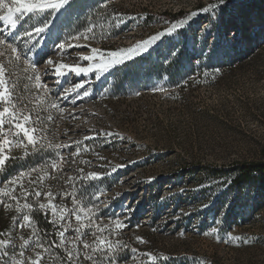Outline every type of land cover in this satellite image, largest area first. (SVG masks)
<instances>
[{"label":"rangeland","instance_id":"374dc122","mask_svg":"<svg viewBox=\"0 0 264 264\" xmlns=\"http://www.w3.org/2000/svg\"><path fill=\"white\" fill-rule=\"evenodd\" d=\"M218 3L68 0L59 10L20 18L16 29L0 21V40L18 49L0 56L11 92L0 111L30 115L26 126L35 128L32 144L9 130V115L0 131L6 157L0 210L20 215L9 239H0L10 242L0 246V254L9 253L6 264H29L38 254V264H92L85 254L97 264H108V257L117 264H264V180L254 176L233 187L227 171L264 161V16L258 18L264 0H225L218 11H201ZM179 11L176 21L163 16ZM44 23L47 30L37 36L34 29ZM181 23L146 51L125 52ZM62 64L57 82L50 70ZM75 67L93 70L76 74ZM13 178L32 180L43 193L39 204L46 207L39 209L65 233L60 256H50L39 238L34 208L17 206L22 196ZM10 203L15 206H5ZM81 207L92 211L80 212L77 221L73 209ZM23 215L32 227H17ZM90 218L112 227L105 233L113 234V243L106 238L99 245L103 230L84 224ZM117 222L125 227L116 228ZM121 237L135 242L133 252L121 250ZM84 243L98 246L96 252Z\"/></svg>","mask_w":264,"mask_h":264},{"label":"snow or ice","instance_id":"6c2138e0","mask_svg":"<svg viewBox=\"0 0 264 264\" xmlns=\"http://www.w3.org/2000/svg\"><path fill=\"white\" fill-rule=\"evenodd\" d=\"M68 2V0H11V4H6L5 0H0V9H4L6 10L5 14H0V21H2L4 24H8L10 25V27L12 29H16L17 27V23L20 20V18L25 17V16H35L36 14H42L46 11L52 10V11H56L59 10L60 8H62L66 3ZM225 3V0H219V3L216 5H210L209 7H205L202 8L201 11L202 12H208L210 9L211 10H216L218 11L219 7ZM198 13H193V15H197ZM14 15H15V19H14ZM182 26L181 24H176L173 25L172 28L168 29L167 33H160L158 35L152 36L150 39L145 40L142 44L137 45L135 48L132 49H127L125 50V52L127 53V55L129 57L133 56L134 54H139L143 51H146L150 46H152L153 44H155V42H157L158 40L161 39L162 36L166 35V34H171L175 29L179 28ZM48 24L44 23L38 27H36L34 29V33L38 36L41 33L45 32L47 30ZM89 32L94 31V27L90 26L88 29ZM26 36H28L29 38L32 35V32H26L25 33ZM81 38L80 36L77 35H73L72 39H79ZM38 42V41H37ZM0 45H6V52H2L0 53V56H3L5 54H7V50H10L11 53H17L18 49L17 47H14L12 45H10L7 40H0ZM59 49H64L65 44L61 43L59 44ZM74 47H78L74 46ZM94 56L96 54V51L93 50ZM64 52H61V55H64ZM110 55L112 57H118L121 54L118 52H112L110 53ZM93 57H84V59H93ZM19 57H17L18 59ZM49 64L53 63L51 60L47 61ZM121 61L119 59H116L113 61V63H120ZM66 67V65H61L60 68H53L50 71L52 72V75L56 78V81L59 82L60 79H62V77L60 76V69ZM95 67V66H94ZM101 70H106L108 65L101 63L98 66ZM73 72H75L76 74H81V73H88L90 71H92V68H80V67H75L71 69ZM4 66L0 65V104H8L11 102L10 100V96H11V92L9 90L8 85L6 84L5 80H4ZM36 81H37V85L41 86V81H40V77L37 76L36 77ZM44 87H47V83L45 82L43 84ZM86 94V93H85ZM6 115H9V120L11 122L10 124V128L9 130H11L12 127H14L15 129L19 130V133L23 134V137H25L27 139V142L29 144L33 143V135L31 134L32 132H35V128L33 127L32 129H29L26 126V122L29 120L30 115H24L23 113H19L17 114L15 111H13L11 114H9V108L8 107H4L2 111H0V131L3 130V126H4V117ZM19 115V119H17V116ZM24 121L25 123H21L20 121ZM107 135V134H105ZM9 142L7 140L3 141V144H8ZM57 148L60 147V145H56ZM79 151V149H78ZM3 153V146L2 144H0V166H2L5 162L6 157L2 156ZM19 177H23L24 173L21 172L18 174ZM11 183H13L14 185L17 183V179L13 178L11 180ZM22 189L21 191V195L24 197L25 199V204L24 207L28 208L31 207L30 204L27 203V198L29 195H35L37 197H39L41 195V193L38 190H35L33 192H29L26 189H23V185L20 184L19 185ZM7 195V193H6ZM65 195H68L67 193ZM47 197L49 200L53 199V194L51 192H49L47 194ZM98 197V194H97ZM13 200H18L19 197H12ZM6 203V202H5ZM207 205H204V207H206ZM46 206L44 204H40V208H45ZM47 207L51 208L52 214L55 215L56 214V207L52 206L51 204H49ZM92 211L91 208H88L87 210H85L83 207L79 208V209H73V212L75 213V218L77 221L81 220V216H80V212H85V215H87L88 213H90ZM22 223H20L19 225H17V227H32L31 224V218L28 215H23L22 216ZM60 219L63 220L64 219V214L62 213L60 215ZM109 219H115L117 221H119V217H109ZM49 223H54V221L49 220ZM91 223V221H90ZM82 227V225H81ZM123 227H125V225L117 222L116 223V228L118 229H122ZM215 231V229H213ZM75 232L77 234V239L82 238L83 233L80 231V227H77L75 229ZM0 235H3V233H0ZM60 237H64L65 233L63 231H61L59 233ZM143 242V241H141ZM10 242L6 241V240H0V246H4V245H8ZM29 243L28 240H24L23 244L27 245ZM60 243H63V240L60 241ZM106 243V238H101L99 239V245H104ZM40 247H43V245H37ZM83 247L85 249H88L90 247H92L94 250L96 247L98 246H92L89 245L87 243L83 244ZM9 255V253L7 252V250H4L2 252V254H0V264H6V261L4 260V257H7ZM20 256H24V250H23V246L21 247V250L19 252ZM68 258L69 261L73 260V256L72 253L69 252L68 253ZM79 257L77 256L76 259H78ZM85 258L88 260L92 261V264H97V261L93 258V256L91 255H87L85 254ZM39 259H42V256L40 254L37 255V260H32L31 257L28 258L29 260V264H38ZM108 264H117L116 261H113V259L111 257H108Z\"/></svg>","mask_w":264,"mask_h":264},{"label":"trees","instance_id":"16d2710c","mask_svg":"<svg viewBox=\"0 0 264 264\" xmlns=\"http://www.w3.org/2000/svg\"><path fill=\"white\" fill-rule=\"evenodd\" d=\"M261 14H259L258 18L262 20V16H264L263 10H261ZM183 12H179L176 14H170V13H163V16L168 20V21H176L178 19L182 18ZM262 15V16H260ZM153 18L152 15H149L146 17V20H151ZM264 18V17H263ZM242 21H246V18H242ZM220 169H215V171H218ZM229 176L231 177V185L233 187L238 186L242 182H250L251 179L255 176L256 178L260 180H264V161L260 163H255V164H237L229 167L227 169ZM20 184L23 185V189L28 190L29 192L35 191V186L33 184V181L27 182V184H24L23 182L20 181V179H17V183L13 186H19ZM20 190L22 191L21 187L19 186ZM41 193V192H40ZM22 196V195H21ZM43 193L39 197L35 195H29L27 198V203L31 205V207L28 208H34L33 210V222L35 224V227L38 230L39 238L42 239L43 244H45L46 249L52 251V257L54 256H60V249H59V243H60V235L57 231H55V228L57 226V222L55 219H52L48 211L39 209V201L42 199ZM66 195H64L63 200H62V205L63 208H66V202H65ZM76 201V199H74ZM77 203V202H76ZM25 204V199L22 196L21 201L17 204V206L20 208L24 206ZM11 205H14L13 203H10L9 205L6 204V207H9ZM7 212L5 210H0V233H3V235H0V239H9V229L14 225L15 222H19L20 215L16 214H9L6 215ZM20 214V213H19ZM49 220L54 221V223H49ZM91 221V223H90ZM93 220L90 218L88 221H86L84 224H88L91 227H97L98 231L103 230V232H100L99 237L102 238H108L109 241H113V234H106V231H109L112 227H106V223L104 221H101V223H97L95 225ZM102 233V234H101ZM119 244L120 248L122 251L126 253H131L135 250V242L132 240L121 237L120 241L117 243ZM116 244V245H117ZM95 246V245H92ZM90 251L96 252L95 250L90 247L88 248ZM149 258V257H148ZM53 259V258H52ZM41 264V263H40Z\"/></svg>","mask_w":264,"mask_h":264},{"label":"bare ground","instance_id":"6f19581e","mask_svg":"<svg viewBox=\"0 0 264 264\" xmlns=\"http://www.w3.org/2000/svg\"><path fill=\"white\" fill-rule=\"evenodd\" d=\"M179 12H180V11H179ZM179 12H178V13H179ZM181 12H182V11H181ZM144 21H146V16H145L144 19H143V22H144ZM261 36H262V35H261ZM171 37L174 38V37H176V36H175V35H172ZM103 64H104V63H103Z\"/></svg>","mask_w":264,"mask_h":264},{"label":"water","instance_id":"95a60500","mask_svg":"<svg viewBox=\"0 0 264 264\" xmlns=\"http://www.w3.org/2000/svg\"><path fill=\"white\" fill-rule=\"evenodd\" d=\"M245 3H247V2H242L241 4H245Z\"/></svg>","mask_w":264,"mask_h":264}]
</instances>
